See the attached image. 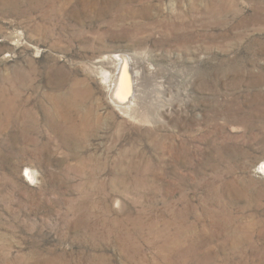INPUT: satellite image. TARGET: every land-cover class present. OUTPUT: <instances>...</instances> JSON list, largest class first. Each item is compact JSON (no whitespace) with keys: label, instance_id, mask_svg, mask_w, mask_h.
Here are the masks:
<instances>
[{"label":"rangeland","instance_id":"1","mask_svg":"<svg viewBox=\"0 0 264 264\" xmlns=\"http://www.w3.org/2000/svg\"><path fill=\"white\" fill-rule=\"evenodd\" d=\"M0 264H264V0H0Z\"/></svg>","mask_w":264,"mask_h":264},{"label":"bare ground","instance_id":"2","mask_svg":"<svg viewBox=\"0 0 264 264\" xmlns=\"http://www.w3.org/2000/svg\"><path fill=\"white\" fill-rule=\"evenodd\" d=\"M121 56V55H120ZM110 63L116 64V66H120L122 68V74L120 76V84H119V88L117 90L121 91L126 88L127 90H130V92L132 91V89H139L137 88V86L139 85L140 79H141V73H137L134 79V86H132V82H129L128 80H130V75L127 73V69L125 65V60H122L121 58H117L116 60L112 59L109 61ZM131 62V61H130ZM130 64V63H129ZM130 72V71H129ZM126 80H125V79ZM124 79V80H123ZM128 79V80H127ZM124 81L126 83V87L124 86ZM121 85V86H120ZM139 91V90H138ZM130 94V93H129ZM127 98V97H126ZM125 103V102H124ZM126 105V103H125ZM118 107V106H117ZM121 109L126 110L127 112H131L132 110L135 109L131 107V105H126L125 107L123 106Z\"/></svg>","mask_w":264,"mask_h":264}]
</instances>
